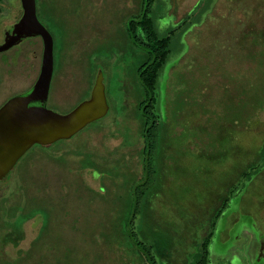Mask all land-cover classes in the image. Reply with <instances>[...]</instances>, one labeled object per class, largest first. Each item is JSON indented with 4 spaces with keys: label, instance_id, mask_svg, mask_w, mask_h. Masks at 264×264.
Masks as SVG:
<instances>
[{
    "label": "rangeland",
    "instance_id": "obj_1",
    "mask_svg": "<svg viewBox=\"0 0 264 264\" xmlns=\"http://www.w3.org/2000/svg\"><path fill=\"white\" fill-rule=\"evenodd\" d=\"M54 2L57 18L45 22L55 42L49 109L70 111L102 71L110 111L69 142L33 145L0 180V257L19 258L39 237L27 264H146L133 237L125 235L128 228L141 241V232L153 229L166 245L173 241L158 264H190L210 234V264H264V169L244 189L245 167L264 144V109L247 128L243 120L232 125L227 111L238 105L231 93L240 92L242 102L247 89L260 86L264 45H252L253 36L243 35L264 29V0L154 1L150 14L160 35L187 22L171 34L158 84L159 136L149 184L138 157L144 146L141 54L124 33L143 0ZM22 15L21 0H0V42ZM42 55L35 37L0 52V107L33 87ZM206 128L216 144L203 145L210 140ZM87 147L94 158L82 154L81 166L79 152ZM140 185L145 210L128 227L120 217L134 213ZM6 197L35 214L18 246L4 242L3 227L13 213ZM145 213L149 219L140 222Z\"/></svg>",
    "mask_w": 264,
    "mask_h": 264
},
{
    "label": "trees",
    "instance_id": "obj_2",
    "mask_svg": "<svg viewBox=\"0 0 264 264\" xmlns=\"http://www.w3.org/2000/svg\"><path fill=\"white\" fill-rule=\"evenodd\" d=\"M36 1H37V14L39 13L38 4L39 3L41 4L40 7H41L42 16L40 15L38 16L40 20L45 25H46L45 22H48L47 20L51 22L55 21V19L57 18L56 16L57 8L55 6L54 0H36ZM154 1L155 0H143V6H142L141 13L137 16V18L131 19L130 21L127 22L126 29L124 32L126 35V38L132 42L133 47L137 48L141 54V63L137 68V77L140 82L138 85V88H139L138 91L141 96V100L139 102V111L141 113V120H140L141 127L139 129V132H140L142 141H144V146L139 150L138 157L140 158L141 163H142L141 175L144 176V174H146V177L148 179L147 180L148 183L146 182V184H149L150 183L149 180L152 178V165H151L152 155L154 153V150H156L157 148V138L159 136V131H158L159 124H158V115H157V107H158L157 106L158 105L157 91H158L159 80H160L162 71L168 62L169 55L171 53V37H172L171 34L174 33L176 30H179L181 26L187 22L184 20L183 22L179 23L176 27L171 28L168 31L167 35H163V36L160 35L156 28L155 19L152 16V14H150L152 11V5ZM46 27L49 29L47 25ZM243 36L244 38L253 36L252 45H259V44L264 45V29L250 28V29H247L246 33ZM54 45H55V42H54ZM260 62H261L260 67L261 66L263 67L260 70V73H261V76L259 77L261 78V83L259 84L260 86L259 87L253 86L252 88L247 89L242 102H241L240 92L238 94L231 93V98L238 97V103H236L238 105H234L232 108L227 109V111L228 110L232 111V114L230 115L231 118H229L231 122L234 121L232 125L236 124L237 126L243 120L244 127L247 128L250 119L259 110L264 109V58L261 59ZM99 72L100 71H97L92 76L90 83L86 89L85 98L80 99L78 103L76 104L75 108L81 102L90 98ZM231 91L233 92V90ZM180 96L181 94L177 92L175 95V99L176 97H180ZM108 100L109 99H107V101ZM183 107H184V102L183 104H181V110H178L180 115L184 113V110H182ZM109 111H110V107H109ZM108 113L106 115H108ZM98 120H95V121H98ZM95 121H93L92 123H94ZM218 122L219 121H217L215 124H217ZM92 123L88 124L86 127H84L81 131L76 133L71 138L60 139V140H67L68 142L71 141L73 137H75L76 135L77 136L80 135L82 131L86 129L87 127H89ZM228 126L224 125L223 129L225 127L226 129H229ZM206 130H205L206 134L207 136L210 137V140L208 141L202 140L203 145L208 144V146H211L213 144H216L217 140H213V138L211 137L212 133H210L208 128H206ZM35 145L48 146L51 144H48V145L35 144ZM89 147L86 148L85 152L84 151L79 152V155L83 156V158L79 160L78 162L81 166L82 165L84 166L83 163L85 161L84 155L82 154L86 153L88 156H90L88 154L90 153L91 154L90 157L94 156L92 154L93 148L91 149ZM93 164H95L96 166H99L96 164V162H94ZM263 169H264V144L262 148L260 149L258 156H256L251 162L247 163L245 167L244 177H245L246 185L244 189H246L248 183L256 175H258ZM146 184H142V185L144 186ZM138 188L139 189L137 190L135 203L133 206L134 213H132V215L129 217H125L122 215L120 217L121 222H122V218L125 219L126 223L128 222L127 223L128 227L130 226L131 223L132 225L133 224L135 225V221L138 217V214H140L142 211L145 210L141 207V200H142V195H143V191H141L140 189L141 185ZM8 199L9 197H6L7 203H8ZM8 207L13 213H11L12 217H9L8 220L5 221V224H4L5 226L3 227L4 232H5L3 235L4 242L6 245L8 243H12L14 246H18L19 243L25 238V233L23 231V226L25 222L35 217V214L31 213L30 211L28 212L26 211V209L28 208V205L22 206L20 203L19 204L18 203H13V204L8 203ZM216 218L217 219L219 218V214H217ZM148 219H149L148 213L147 214L145 213L144 216H140V222H142V220L144 222H147ZM213 224H216V222L214 221ZM124 233L127 237H133L132 240H133L135 249L139 253L140 257L142 259L144 258V261H146L145 262L146 264H158L157 263L158 258L160 260L161 258L165 260L166 254L168 253L167 249L168 247L172 246V242H173L172 240H168L167 245H166L165 244L166 241H164V238L160 237L159 232L155 231L154 229L151 231L143 230L141 232V235L144 236V241L139 240L138 237L133 232V230L131 231V229L126 228L124 230ZM212 237H213V234H210L209 236L206 237L205 241L200 246H198L199 250L196 254H194L193 260L190 264H210L211 253L209 250V246H210ZM38 240H39V237L37 239L35 238V240L32 242L31 250L21 252L17 256L19 257L17 259L9 260L5 256L0 257V264H27L26 262L28 261V256L33 251ZM142 263L138 262L136 264H142Z\"/></svg>",
    "mask_w": 264,
    "mask_h": 264
},
{
    "label": "water",
    "instance_id": "obj_3",
    "mask_svg": "<svg viewBox=\"0 0 264 264\" xmlns=\"http://www.w3.org/2000/svg\"><path fill=\"white\" fill-rule=\"evenodd\" d=\"M21 3L23 15L0 44V52L25 38L41 36L44 42L42 68L30 91L9 99L0 108V180L33 145L71 138L109 111L102 72L98 74L90 98L72 111L60 114L47 108L54 73V38L39 20L37 1L21 0Z\"/></svg>",
    "mask_w": 264,
    "mask_h": 264
},
{
    "label": "flooded vegetation",
    "instance_id": "obj_4",
    "mask_svg": "<svg viewBox=\"0 0 264 264\" xmlns=\"http://www.w3.org/2000/svg\"><path fill=\"white\" fill-rule=\"evenodd\" d=\"M20 20V19H19ZM18 20V21H19ZM39 20H40V18H39ZM18 21H16V22H14L13 24H10V25H8L7 27H6V29H5V31H4V34H3V39H1V42H0V44H2V43H4V41H5V37H6V35H8V33L10 32V28L15 24V23H17ZM41 21V20H40ZM42 22V21H41ZM42 24L46 27V25L42 22ZM47 28V27H46ZM48 29V28H47ZM48 31H49V29H48ZM50 32V31H49ZM51 33V32H50ZM35 38H40L41 39V42H42V53H43V51H44V42H43V39H42V37L41 36H35ZM26 39V38H25ZM24 40V39H23ZM22 40V41H23ZM21 41V42H22ZM21 42H19L18 44H20ZM18 44H16V45H14L13 47H11L10 49H12V48H14L15 46H17ZM43 56V55H42ZM43 59V58H42ZM42 59H41V65H42ZM54 74V73H53ZM39 78V77H38ZM53 78V77H52ZM38 80V79H37ZM37 82V81H36ZM51 83H52V81H51ZM35 85V84H34ZM33 85V86H34ZM32 89V88H31ZM31 89H28V90H26V91H23L21 94H18V95H22V94H25V93H27L28 91H30ZM50 89H51V86H50ZM51 91V90H50ZM50 91H49V96H50ZM16 96V95H15ZM49 96H48V99H49ZM13 98V97H12ZM36 105H38L37 103H36ZM1 108V107H0ZM47 108H49L48 107V100H47ZM75 108V107H74ZM74 108H72L71 110H73ZM70 110V111H71ZM54 111V110H53ZM70 111H68V112H70ZM68 112H66V113H68ZM66 113H63V114H66ZM61 114V113H60Z\"/></svg>",
    "mask_w": 264,
    "mask_h": 264
}]
</instances>
